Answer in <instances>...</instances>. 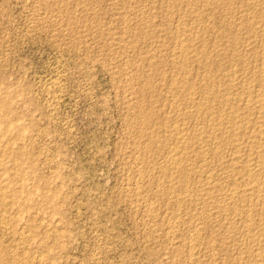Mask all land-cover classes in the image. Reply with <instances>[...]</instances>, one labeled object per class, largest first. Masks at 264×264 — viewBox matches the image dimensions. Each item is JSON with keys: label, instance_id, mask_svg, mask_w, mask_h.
I'll use <instances>...</instances> for the list:
<instances>
[{"label": "rangeland", "instance_id": "1", "mask_svg": "<svg viewBox=\"0 0 264 264\" xmlns=\"http://www.w3.org/2000/svg\"><path fill=\"white\" fill-rule=\"evenodd\" d=\"M0 104V264H264V0H0Z\"/></svg>", "mask_w": 264, "mask_h": 264}, {"label": "bare ground", "instance_id": "2", "mask_svg": "<svg viewBox=\"0 0 264 264\" xmlns=\"http://www.w3.org/2000/svg\"><path fill=\"white\" fill-rule=\"evenodd\" d=\"M257 30V29H256ZM185 39V38H184ZM183 47V46H182ZM186 47V50H187V46H185ZM184 47V48H185ZM192 47V46H191ZM189 49V48H188ZM181 50V49H180ZM182 50H183V48H182ZM192 50V49H191ZM190 50V51H191ZM187 52V51H186ZM262 65V64H261ZM262 67V66H261ZM263 78V77H262ZM182 81V80H181ZM263 81V80H262ZM181 87V86H180ZM184 87V86H183ZM209 89V88H208ZM191 90V89H190ZM249 91V90H248ZM247 92V91H246ZM189 93V92H188ZM208 93V92H207ZM205 94V93H204ZM235 94V93H234ZM194 95V94H193ZM212 100V99H211ZM217 100V99H216ZM224 100V99H223ZM208 102V101H207ZM204 104V103H203ZM208 104V103H207ZM252 105H254V104H252ZM0 106H1V104H0ZM211 106V105H210ZM200 109V108H199ZM211 109V108H210ZM214 114V113H213ZM214 117H215V115H214ZM219 118V117H218ZM12 123V122H11ZM263 123V122H262ZM264 125V124H263ZM262 125V126H263ZM260 126V125H259ZM220 127V126H219ZM222 128V127H221ZM250 129V128H249ZM258 134H260L259 136H263L264 137V126L260 129V130H258ZM225 134V133H224ZM233 134V133H232ZM172 135V134H171ZM218 138V137H217ZM222 138H224V137H222ZM219 139V138H218ZM220 141V140H219ZM186 145V144H185ZM236 145V144H235ZM238 146V145H237ZM185 148V147H184ZM240 148V147H239ZM219 150H221V149H219ZM4 151V150H3ZM237 151V150H236ZM3 154V153H2ZM179 155V154H178ZM220 155V154H219ZM231 157V156H230ZM169 158V157H168ZM262 158V157H261ZM170 159V158H169ZM238 159V158H237ZM236 159V161H238ZM173 162H177V161H179V159H178V157L177 156H175V157H173L172 159H171ZM182 160V159H181ZM219 160V159H218ZM232 161H234V160H232ZM235 161V162H236ZM264 161V160H263ZM168 162V161H167ZM169 163V162H168ZM229 163V162H228ZM1 164V163H0ZM166 164V163H165ZM244 164V163H243ZM247 164H248V162H247ZM173 165H175V163L173 164ZM231 165V164H230ZM177 166V165H176ZM234 166V165H233ZM237 166V165H236ZM258 166V165H257ZM167 167H168V164H167ZM240 167H241V164H240ZM247 167V166H246ZM178 168V167H177ZM256 168V167H255ZM162 169V168H161ZM176 169V168H175ZM181 169V168H180ZM183 170H184V168H182ZM246 169V168H245ZM262 169V168H261ZM166 170V169H165ZM178 170V169H177ZM191 170V169H190ZM253 170V169H252ZM169 171V170H168ZM262 171V170H261ZM178 172V171H177ZM180 172V171H179ZM256 172H258V170L257 171H250V173H252V174H250V176H253V177H257V180H256V182H255V184L254 185H252V186H250V187H248V188H246V189H244V190H242V188H241V190H239V191H237V189H236V192L235 193H233V194H231V196L230 197H235V195H237V197L239 196V194H246V193H250V195L252 194V195H257V198L259 197V198H263V199H261L262 201H263V206H264V177L263 178H261V177H259V175H257L256 174ZM249 173V172H248ZM178 175V174H177ZM186 175V174H185ZM214 175V174H213ZM212 175V176H213ZM209 176V175H208ZM211 176V177H212ZM216 176V175H215ZM263 176V175H262ZM171 177V176H170ZM247 177V176H246ZM252 178V177H251ZM168 179V178H167ZM183 179V178H182ZM208 179H210V178H208ZM253 179V178H252ZM184 180V179H183ZM187 180V179H186ZM181 181V180H180ZM189 181V180H188ZM211 182V181H210ZM180 184V183H179ZM238 184V183H237ZM186 185V184H185ZM187 186V185H186ZM203 186V185H202ZM206 186V185H205ZM211 186V185H210ZM212 187V186H211ZM237 187V186H236ZM165 188H166V186H165ZM213 188V187H212ZM161 189V188H160ZM215 189V188H214ZM240 189V188H239ZM207 190V189H206ZM233 190V189H232ZM235 190V189H234ZM208 191V190H207ZM210 191V190H209ZM223 191V190H222ZM160 192V191H159ZM210 193V192H209ZM208 193V194H209ZM224 194V193H223ZM229 194V193H228ZM206 195V194H205ZM251 195V196H252ZM226 196V195H225ZM224 196V197H225ZM240 196H242V195H240ZM207 197H208V195H207ZM223 197V198H224ZM227 197V196H226ZM243 198H244V196H242ZM228 198H229V195H228ZM228 198H226V199H228ZM242 198V199H243ZM246 198V197H245ZM248 198V197H247ZM225 198H224V200H226ZM235 199V198H234ZM218 200V199H217ZM256 200V199H255ZM229 201V200H228ZM242 201V200H241ZM253 201V200H252ZM235 202V201H234ZM244 202V205H246L245 204V202L246 201H243ZM3 203V202H2ZM219 203V202H218ZM224 203V202H223ZM242 203V202H241ZM260 203V202H259ZM262 203V202H261ZM243 204V203H242ZM3 205V204H2ZM219 204H217V206H218ZM226 205V204H225ZM229 206V205H228ZM234 206V205H233ZM250 206V205H249ZM209 207V206H208ZM235 207H236V205H235ZM216 208V207H215ZM227 208V207H226ZM231 208H232V206H231ZM258 208V207H257ZM208 209V208H207ZM225 209V208H224ZM242 209V208H241ZM249 209H250V207H249ZM219 210H220V208H219ZM245 210V209H244ZM218 211V210H217ZM234 211V210H233ZM246 211V210H245ZM247 211H248V209H247ZM212 212V211H211ZM221 212H222V210H221ZM236 214V213H235ZM244 214V213H243ZM263 214V213H262ZM262 218H264V217H262ZM249 219H250V217H249ZM253 220V219H252ZM247 225V224H246ZM225 228V227H224ZM227 228H228V226H227ZM237 229V228H236ZM259 229V228H258ZM235 230V229H234ZM232 232H234V231H232ZM250 232H251V230H250ZM261 232V231H260ZM171 234V233H170ZM173 234V233H172ZM263 236V235H262ZM252 247V246H251ZM247 248V247H246ZM257 248V247H256ZM254 250V249H253ZM251 251V250H250ZM247 252H249V250L247 251ZM255 254V253H254ZM261 255V254H260ZM251 256V255H250ZM253 256V255H252ZM254 257V256H253ZM258 257H260V256H258ZM263 258V257H262ZM256 259V258H255ZM264 260V259H263ZM256 261V260H255ZM246 262V261H245ZM260 262V261H259ZM258 262V263H259ZM259 264H262V262L261 263H259Z\"/></svg>", "mask_w": 264, "mask_h": 264}]
</instances>
